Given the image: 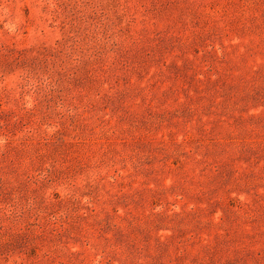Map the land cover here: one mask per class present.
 Masks as SVG:
<instances>
[{
	"label": "rangeland",
	"instance_id": "374dc122",
	"mask_svg": "<svg viewBox=\"0 0 264 264\" xmlns=\"http://www.w3.org/2000/svg\"><path fill=\"white\" fill-rule=\"evenodd\" d=\"M0 264H264V0H0Z\"/></svg>",
	"mask_w": 264,
	"mask_h": 264
}]
</instances>
